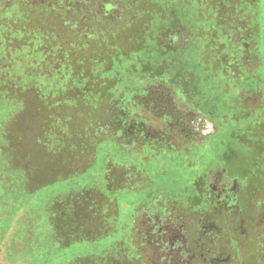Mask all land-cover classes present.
Instances as JSON below:
<instances>
[{
	"label": "rangeland",
	"instance_id": "374dc122",
	"mask_svg": "<svg viewBox=\"0 0 264 264\" xmlns=\"http://www.w3.org/2000/svg\"><path fill=\"white\" fill-rule=\"evenodd\" d=\"M155 1L161 11L166 14L170 9L181 22L189 20L195 26L193 12L198 9L208 16L206 25L211 23L210 0ZM219 1L234 11L233 16L249 15L241 24L251 28L252 46L243 43L250 76L244 79L241 72L236 80L228 77L227 86L220 88L218 79L207 77L196 52L174 53L179 70L193 74V101L223 129L222 136L204 139L186 155L118 150L107 133L88 140L78 137V124L65 134L61 148L53 149L47 139L35 138L47 105L40 107L38 101L46 99H37L35 86L30 87L28 105L8 106L6 120L16 163L30 174L28 189L11 178L2 181L8 188H0V264H264V0ZM19 86L12 84L10 89L17 92ZM159 91L171 94L151 84L135 101L151 103ZM241 115L251 117V132L244 130L248 120ZM213 129L210 119H202L200 135ZM241 142L256 153L246 156ZM223 145H228L231 157L237 156V165L246 168L241 188L249 202L238 204L240 216L238 209L231 212V236L216 230L206 245V204L198 197L204 182L197 176ZM220 178L221 172L211 175L212 191ZM161 198L162 215L158 213ZM248 214L251 224L257 216V245L245 238L252 235V225L244 219ZM186 229L198 240L194 247L187 242Z\"/></svg>",
	"mask_w": 264,
	"mask_h": 264
},
{
	"label": "trees",
	"instance_id": "16d2710c",
	"mask_svg": "<svg viewBox=\"0 0 264 264\" xmlns=\"http://www.w3.org/2000/svg\"><path fill=\"white\" fill-rule=\"evenodd\" d=\"M210 2L211 23L206 25L208 16L196 9L193 26L170 9L165 14L155 0H0V188L7 190L2 181L11 178L28 189L30 172L16 163L6 118L8 106L28 105L31 86L37 99H46L38 101L40 107L47 104L35 138L47 139L53 149L61 148L65 134L78 124L75 134L84 140L107 133L118 150L180 155L162 142L150 143L158 123H140L128 98L161 69L168 77L174 72L187 77L190 84L193 74L179 70L176 52H196L207 77L218 79L220 88L228 77L250 76L243 43L252 46L251 28L241 24L249 15L236 17L219 0ZM12 84L20 85L17 92ZM241 116L248 120L244 130L251 132V117ZM117 122L123 131L114 129ZM245 148L249 158L256 153Z\"/></svg>",
	"mask_w": 264,
	"mask_h": 264
},
{
	"label": "flooded vegetation",
	"instance_id": "af4514ba",
	"mask_svg": "<svg viewBox=\"0 0 264 264\" xmlns=\"http://www.w3.org/2000/svg\"><path fill=\"white\" fill-rule=\"evenodd\" d=\"M157 74L158 75L148 77L144 79L143 82L139 83L138 87L143 90L140 92H133L129 95L128 100L132 105L134 112L137 114V120H139L140 123L146 122L148 119L158 123V128L150 133V136L152 137L150 143L153 141H156V143L162 142L167 148L178 152L180 155H186L194 150L204 139H208L210 136L216 135L218 133V125L207 111L203 110L201 106L197 105V102L195 103L193 101L190 94L191 86L187 77L182 78L181 76H178L176 72L172 73L170 77H168L167 73L163 71V69L159 70ZM151 84L165 87L171 94L167 95L166 92L159 91L157 94L158 97H156V99L153 98L151 103L142 104L136 102L135 98L145 94L146 88ZM160 101H163L162 107L158 106L161 104ZM152 106L155 108L153 109ZM202 119H210L214 128L211 133L203 136L199 133L202 125ZM143 128H145V126ZM114 129L116 131H123L121 122H117ZM120 134L116 136L118 141L121 139ZM125 135L127 137L129 133H123V136ZM127 143H131V137L127 139ZM229 152L230 149L228 145H223V148L220 150L218 156L215 157L212 162L208 163L207 166L203 167L202 172L197 176V181L202 180L204 182L201 190L198 191L197 189V191L200 194L198 197L201 199V202L206 204L204 207L206 215L204 223L206 221V226L203 229L205 238L206 236L208 238L205 240L207 243L206 245H208L209 239L214 237L216 230L219 231L221 229L223 235L228 234L231 236L230 226H232V220H234L233 217H231V212L238 209L239 212H236V214L240 216L241 209L238 204L240 202H249L247 200V195H245V191L241 188L244 179L243 172L246 168L238 166L237 163L239 160L237 159V156L231 157ZM236 171H240V173ZM218 172H221V178L218 181V188H214L212 191L210 177ZM163 207L164 202L161 198L159 199L158 207V213L160 215H162L161 213ZM256 208L258 210V206ZM249 209L251 210L250 207ZM248 217H250V214H248L246 218L244 217L247 222H249L247 219ZM165 218L168 220L166 216ZM235 219L238 220L236 217ZM256 219V215L251 218V222L254 221L253 224L249 222L252 225L250 227L252 235H246L245 238L247 237V239H251V241L257 245L259 236L257 227L258 221H256ZM151 221L154 228H158V225L153 223V219ZM194 223H196V226H199L198 221ZM227 223L229 228L227 229V232H225L224 230L227 228ZM197 231L198 227L196 228V233L194 234H198ZM186 234L188 238L187 242L189 245L194 247L198 240L191 238L192 235L187 229ZM190 264H192V261Z\"/></svg>",
	"mask_w": 264,
	"mask_h": 264
}]
</instances>
